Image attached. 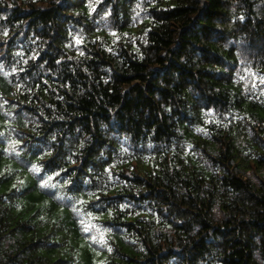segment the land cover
Here are the masks:
<instances>
[{"label": "trees", "instance_id": "trees-1", "mask_svg": "<svg viewBox=\"0 0 264 264\" xmlns=\"http://www.w3.org/2000/svg\"><path fill=\"white\" fill-rule=\"evenodd\" d=\"M0 264H264V0H0Z\"/></svg>", "mask_w": 264, "mask_h": 264}, {"label": "snow or ice", "instance_id": "snow-or-ice-1", "mask_svg": "<svg viewBox=\"0 0 264 264\" xmlns=\"http://www.w3.org/2000/svg\"><path fill=\"white\" fill-rule=\"evenodd\" d=\"M6 35V33H5ZM77 43H79V41H77ZM14 143V142H13ZM12 151H15V149H12ZM18 154V153H17ZM33 171H39L38 167L36 165H33ZM50 185L48 184L47 180H44L41 184V187H49ZM93 240L95 241V237H93ZM109 251H111V249H109Z\"/></svg>", "mask_w": 264, "mask_h": 264}, {"label": "rangeland", "instance_id": "rangeland-1", "mask_svg": "<svg viewBox=\"0 0 264 264\" xmlns=\"http://www.w3.org/2000/svg\"><path fill=\"white\" fill-rule=\"evenodd\" d=\"M254 182H256V180H253Z\"/></svg>", "mask_w": 264, "mask_h": 264}]
</instances>
